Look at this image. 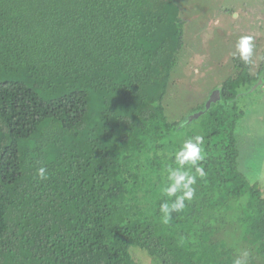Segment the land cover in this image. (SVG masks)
Masks as SVG:
<instances>
[{"label": "trees", "instance_id": "16d2710c", "mask_svg": "<svg viewBox=\"0 0 264 264\" xmlns=\"http://www.w3.org/2000/svg\"><path fill=\"white\" fill-rule=\"evenodd\" d=\"M183 37L175 0H0V264H264L237 134L264 67L170 122Z\"/></svg>", "mask_w": 264, "mask_h": 264}, {"label": "rangeland", "instance_id": "374dc122", "mask_svg": "<svg viewBox=\"0 0 264 264\" xmlns=\"http://www.w3.org/2000/svg\"><path fill=\"white\" fill-rule=\"evenodd\" d=\"M175 1L184 37L162 103L170 122L187 119L236 76L240 57L247 56L251 75L264 67V0ZM258 83L237 99L245 111L237 128L238 169L264 197V83ZM129 253L137 264H160L138 247Z\"/></svg>", "mask_w": 264, "mask_h": 264}, {"label": "water", "instance_id": "95a60500", "mask_svg": "<svg viewBox=\"0 0 264 264\" xmlns=\"http://www.w3.org/2000/svg\"><path fill=\"white\" fill-rule=\"evenodd\" d=\"M258 82H260V81H258ZM219 98H220V96H219V89H218V90H215V91L212 93V95L210 96V98L206 101V103H204V104H205V109L207 110V109L210 107V105H211L212 103H215L217 100H219ZM201 113H202V112H198V113L191 114V116H189V117L187 118V121H186V122H189V121H191L192 119H196V118H198V117L201 115Z\"/></svg>", "mask_w": 264, "mask_h": 264}]
</instances>
